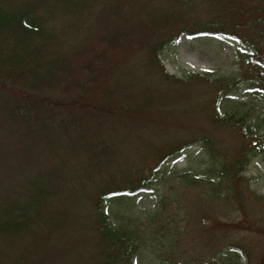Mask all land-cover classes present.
Returning a JSON list of instances; mask_svg holds the SVG:
<instances>
[{
  "label": "trees",
  "instance_id": "trees-1",
  "mask_svg": "<svg viewBox=\"0 0 264 264\" xmlns=\"http://www.w3.org/2000/svg\"><path fill=\"white\" fill-rule=\"evenodd\" d=\"M9 1L5 0V7H0V105L12 101L5 110L10 117V122H7L14 126L27 125L34 120L32 108L54 109V105L44 103L35 95L33 98L24 97L21 90L15 91L8 87L14 83L27 89H39L44 84L54 86L51 79L61 78L63 74L70 77L65 86L77 92L73 99L69 97L71 100L60 102L62 105L59 110H65L64 114L69 112V108L80 111L87 108L97 118H109L112 112L127 110L131 111V116L138 117L137 120L145 118L150 123L148 118L157 114L183 113L194 108L198 100L195 97H183L182 94L188 85L197 81L205 82L214 86V94L207 114L211 129L196 132L193 123L179 126L180 133L185 130L190 135L177 138L167 146H156L153 150L156 159L153 165L144 171L133 168L129 173H123L122 177L118 172L108 174L104 179L97 177L95 172L100 173L103 169V173L108 171L109 168L105 167L109 159L105 161V158L113 149L108 143H114L101 137V134L94 138L91 133L94 126L85 128L80 117L74 114L70 117L56 115L55 127L50 126L53 116L43 120L41 129L29 127L34 128L35 133L40 132L39 137H43V142L36 145L39 155L34 157L38 164L46 160L49 170L43 175L39 174L38 184L31 185L25 200L9 203L0 210V264H135L133 261L146 249L161 264L165 263L164 258L168 264H195L180 254L175 263L172 259V255L178 251V230L183 228L185 222L184 215L181 217L178 214L181 205L178 207V204H174L178 202V187L203 185L207 195L213 198L230 195L233 184L244 179L242 172L251 156L264 150V139L260 133L264 125V0H232L235 5L229 12L221 9L206 18H198L193 14L194 5L207 2L205 0H169L172 8L164 13H161L159 4L147 0L145 4H142V0H66L64 5L58 7L65 14L72 12L77 15L75 18H82V23L88 24L85 33L95 40L97 38L91 30L97 26L105 28L106 23L111 21L112 37L103 35L101 38L113 46L121 43V40L134 37L136 28L143 30L147 34L145 63L155 68L148 74H157L177 85V89L168 84L158 90L152 86L143 88L141 83L135 85L130 77L124 83L113 84L112 87L108 86V79H104L107 89H100L94 81L102 75L105 61L102 58V64L98 65L94 58L101 55L102 50L95 53L91 46L82 49V44L68 40L69 26L64 25L56 30L48 20L56 18L60 10L51 15L49 0H20L12 4ZM206 32L239 40L244 50L237 55L236 72L217 75L204 71L190 73L182 78L169 74L158 57L163 45L176 40L179 33L192 35ZM99 34H103L101 29ZM83 39H87L86 35ZM61 43H65L62 49ZM124 47L131 49V44L126 43ZM78 50L87 53L82 54L79 61L76 60L78 55L75 56ZM82 70L86 71L84 79L72 77V73ZM133 91L135 96L132 95ZM117 94L129 100L118 102L115 97ZM237 94L249 97L254 102L253 106L245 108L244 104L235 103L231 96ZM89 95L93 96L91 100L87 99ZM100 97H115L112 104L115 100L117 103L110 105L105 101H96ZM26 98L30 103L26 102ZM94 124L99 129L102 127L99 122ZM222 128L235 134L231 146L223 145L219 134ZM108 130L118 139L120 134L114 129L113 133L110 132L112 127ZM195 142L199 143L200 149L211 160L207 168L200 169L198 163L196 166L190 163L177 171L147 218L141 219L120 209H113L111 216L107 206L110 196L115 195L123 200L125 193L158 184L155 181L159 176L156 172L159 162L176 157L182 149ZM82 145L83 148H80ZM82 151L90 154L85 162L79 161L78 154ZM52 155L56 156L53 158ZM65 159L70 162V170H65ZM132 172L135 174L132 175ZM66 175L69 176L68 181ZM242 188L243 182L237 188L239 194L243 192ZM20 193L26 195L24 189ZM260 197L264 198L263 195ZM73 230L77 234L72 236L69 232ZM238 248L244 251L243 246ZM224 257L218 256L213 263L207 264H223L221 259Z\"/></svg>",
  "mask_w": 264,
  "mask_h": 264
},
{
  "label": "rangeland",
  "instance_id": "rangeland-1",
  "mask_svg": "<svg viewBox=\"0 0 264 264\" xmlns=\"http://www.w3.org/2000/svg\"><path fill=\"white\" fill-rule=\"evenodd\" d=\"M64 1L66 0H49L48 9L51 15L56 14L55 11L59 9L58 7L61 4H65ZM105 1L107 0L102 2ZM147 1L159 4L162 9L161 13L172 8L169 0ZM205 1L207 2H197L194 5L193 14L198 18H206L217 14L221 9H226L229 12L228 10L235 5L232 4V2L235 3L232 0ZM19 2L20 0L9 1L11 4ZM145 3L146 0H142V4ZM0 7H5V0H0ZM59 13L56 18H52L53 20H48L51 25L56 27V30L64 25L69 26L71 30H68V40L82 44V49L91 46L95 53L98 50L103 51L101 55L94 58V62L98 65L102 64V58L105 61L102 75L94 81L100 89H107V85L103 83L104 79H108L107 84L112 87L113 84L120 85L124 83L128 77L135 85L141 83L143 88L152 86L151 88L158 90L160 88L164 89V86L169 84L170 87L177 89L174 82L165 81L157 74L156 76L148 74L155 68L145 63L147 58L145 57L147 56L145 50L147 34H144L143 30L136 28L137 34L134 37L121 40V43L113 46L111 42L109 43L101 38L103 35L111 36L113 30L111 21L106 23L105 28L97 26V28L91 30L97 38L95 40L85 33L84 30L88 24L86 22L82 23V18H75L77 15L72 12L65 14L63 10H60ZM91 14L94 15L95 13ZM100 29L103 34L97 35ZM85 35L86 40L83 39ZM126 43L131 44V49L124 47ZM64 44L60 49L64 47ZM243 50L239 40L232 36L207 32L192 35L179 33L176 40L163 45L159 50L158 57L165 70L179 78L190 73L204 71L214 72L217 75H229L236 72L237 55ZM82 54L87 53L81 50L75 51V56L78 55L76 60L79 61ZM76 65L73 66L77 69ZM82 71L72 73V77L76 76L78 80L84 79L86 71ZM146 78L154 84L148 83ZM69 80V75L63 74L61 78L51 79L50 82H54V86H45L44 84L42 87H38L39 89H27V87H21L18 83H14V85L8 87L13 88L15 91L21 90L24 97L33 98L34 95L37 98L40 97L44 103L50 102L49 105H54V109L37 108L36 106L32 108L34 112L31 114L35 116L34 120L30 121L29 124L27 123V125L14 126V124L9 123L10 117L7 116L5 110L12 101L0 105L2 108V111H0V210L9 203L15 204L20 200H25L29 196L27 192L31 189V185L38 184L39 174L43 175L49 170L46 160L38 164L36 157H34L39 155L36 145L43 142V137L38 135L40 132L35 133L34 128L41 129L43 120H49L51 116L54 117V120L51 121L54 123H51L50 126L55 127L57 122L55 116H62L65 112V110H59L62 105L60 102H67L71 97L73 99V96H77V92L65 86ZM94 83H91V85ZM184 90L183 97H195L198 100L194 108H190L183 113L157 114L148 118L150 123L145 118L137 120L138 117L131 116V111L127 110L120 113L112 112L109 118L101 116L97 118L92 110L87 108L84 111L69 108V112H66L62 117H70L74 114L78 118L80 117V122L84 124L85 128L91 129L94 126L91 129L94 138L100 137L101 134V137L103 136L108 141H112L114 144H108L114 150H110L112 152H109V155L105 158V161L109 159V163L105 167V169L109 168L108 171L103 173V169L100 173H95L101 179H104L108 174L117 172L122 177L123 173H129L133 168L144 171L147 167L153 165L156 160L153 150L156 146H167L177 138H186L184 135H190L185 130L180 133L179 126L193 123L196 132H200V129L209 130L212 128L211 120L207 117V114L210 110L214 86L197 81V83L186 86ZM132 95L135 96L134 91ZM115 97L112 99H116L118 102L129 100L121 94H117ZM92 98V95L87 97L89 100ZM112 99L100 97L96 101H105L107 104L116 105V100L112 104ZM231 99L235 103L244 104L245 108H250L254 104L249 97L240 96L239 94L231 96ZM26 102L30 103L28 98H26ZM96 110H98V107H96ZM36 114L38 117H36ZM134 114L138 115L136 112ZM96 122H99L102 126L100 129L95 126L94 123ZM29 127L34 128L30 129ZM77 127L79 128L80 125H77ZM109 127H112L110 132L114 129L116 133L120 134L118 139L109 134ZM71 128H73V125ZM260 133L264 139V125ZM219 134L224 146H231L235 140L233 138H236L235 134L226 128H222ZM77 144L75 143V145ZM198 144L195 142L191 146L182 149L176 157H170L162 162L158 160L159 170L157 169L156 172H158L159 179L157 178V181H155L158 184H153L150 188H140L130 194L125 193L123 200L115 195L110 196L107 206L108 212L111 210V216L113 215V209H120L126 213L131 212L133 216L141 219H145L152 214L156 200H158L161 192L169 187L172 181L170 179L177 175V171L186 168L190 163L193 166L198 163L200 169L207 168L211 160L208 159L209 156L204 150L200 149ZM80 148H83V145ZM67 153H69L68 150ZM78 155L80 162L87 161L88 155L90 156L87 151H82ZM54 156L52 155L53 158ZM65 163V166H67L65 170H70V162L65 159ZM244 168L245 170L242 172L244 179L241 180L243 182V192L240 194L237 188L241 186V181L236 185L232 183V194L217 198L208 196L203 185L178 187L179 191L176 192L178 202H174V204H178V207L181 205L178 214L181 217L184 215L185 222L183 228L178 230V251L172 255L174 263L179 258L178 254H180L185 260H190L191 263L195 264L213 263L218 256H226L221 259L223 264H264V198L260 197L264 196V150L252 155ZM134 174L132 172V175ZM65 179L68 181L69 176L66 175ZM162 185L165 186L162 188ZM23 189L26 191V195H21L20 191ZM220 190L223 191L222 188ZM143 221L147 222V220ZM69 234L73 236L77 233L73 230ZM46 237L48 240L49 235L47 234ZM239 246H243L244 251L238 248ZM12 247L14 248V245ZM222 252L226 254L223 255ZM163 261L164 264H168L166 258ZM133 262L135 264H161L147 249L139 254Z\"/></svg>",
  "mask_w": 264,
  "mask_h": 264
}]
</instances>
